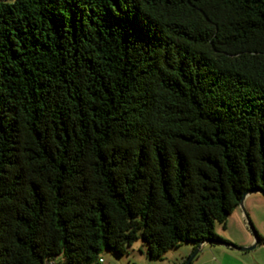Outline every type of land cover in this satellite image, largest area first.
<instances>
[{
    "label": "trees",
    "instance_id": "obj_1",
    "mask_svg": "<svg viewBox=\"0 0 264 264\" xmlns=\"http://www.w3.org/2000/svg\"><path fill=\"white\" fill-rule=\"evenodd\" d=\"M248 192L264 0L0 2V264L232 244Z\"/></svg>",
    "mask_w": 264,
    "mask_h": 264
},
{
    "label": "rangeland",
    "instance_id": "obj_2",
    "mask_svg": "<svg viewBox=\"0 0 264 264\" xmlns=\"http://www.w3.org/2000/svg\"><path fill=\"white\" fill-rule=\"evenodd\" d=\"M245 200V210L241 206L240 209L243 211V217L244 211L246 213L243 220L247 231L254 237V243H256V237L253 235L248 222L251 221L258 233L264 238V193L251 192ZM235 213L230 216L226 229L219 223L216 225L218 234L233 239L242 236L243 230ZM231 245L205 244L192 264H264V242H260L254 249L247 251H241L235 247L251 245H237L235 243ZM194 247V243L186 242L179 247L168 250L159 258H151L148 255V244L141 239L128 247L127 254L120 256L110 250H105L101 254V259L103 260L102 264H181L182 260L188 258L193 252Z\"/></svg>",
    "mask_w": 264,
    "mask_h": 264
},
{
    "label": "crops",
    "instance_id": "obj_3",
    "mask_svg": "<svg viewBox=\"0 0 264 264\" xmlns=\"http://www.w3.org/2000/svg\"><path fill=\"white\" fill-rule=\"evenodd\" d=\"M248 195L249 194H247V196ZM245 199H246V197H245ZM244 210H245V208H244ZM235 212L234 213L237 214L238 220L240 221V226H241V228L243 230L242 236L240 238H237V239L236 238L235 239L229 238L228 236H225V235L224 236L221 235V236L223 238H225L226 240H228L229 242L235 243L237 245H252L254 243V237L247 231V227H246L245 221L243 220L244 217H246L245 211H244V217H243V211L240 209V207Z\"/></svg>",
    "mask_w": 264,
    "mask_h": 264
},
{
    "label": "water",
    "instance_id": "obj_4",
    "mask_svg": "<svg viewBox=\"0 0 264 264\" xmlns=\"http://www.w3.org/2000/svg\"><path fill=\"white\" fill-rule=\"evenodd\" d=\"M252 191V190H251ZM251 192H248L247 194H249ZM247 194L244 196L243 200L241 201L240 203V206L243 208L244 207V199L245 197L247 196ZM249 227L251 229V231L253 232L254 236L256 237V243L252 244L251 246H248V247H235L236 249L238 250H241V251H247V250H252L254 249L257 244H259L258 242V238H257V233H256V230L254 228V226L252 225V222L249 221ZM220 244H223V245H228V246H232L231 244H228V243H223V242H218ZM204 244H200L190 255L189 257L186 259V261L184 262V264H192L193 261L195 260V258L197 257V255L199 254L201 248L203 247Z\"/></svg>",
    "mask_w": 264,
    "mask_h": 264
},
{
    "label": "built area",
    "instance_id": "obj_5",
    "mask_svg": "<svg viewBox=\"0 0 264 264\" xmlns=\"http://www.w3.org/2000/svg\"><path fill=\"white\" fill-rule=\"evenodd\" d=\"M101 262H103V260L101 259Z\"/></svg>",
    "mask_w": 264,
    "mask_h": 264
}]
</instances>
